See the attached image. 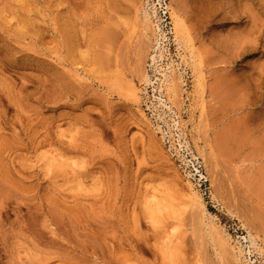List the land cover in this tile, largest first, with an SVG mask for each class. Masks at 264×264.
Wrapping results in <instances>:
<instances>
[{
  "label": "rangeland",
  "instance_id": "obj_1",
  "mask_svg": "<svg viewBox=\"0 0 264 264\" xmlns=\"http://www.w3.org/2000/svg\"><path fill=\"white\" fill-rule=\"evenodd\" d=\"M0 264H264V0H0Z\"/></svg>",
  "mask_w": 264,
  "mask_h": 264
},
{
  "label": "bare ground",
  "instance_id": "obj_2",
  "mask_svg": "<svg viewBox=\"0 0 264 264\" xmlns=\"http://www.w3.org/2000/svg\"><path fill=\"white\" fill-rule=\"evenodd\" d=\"M148 6V5H147ZM152 7H154V6H152ZM148 8V7H147ZM149 9V8H148ZM151 9V8H150ZM148 11V10H147ZM146 10H145V19H146V21H145V23H148L149 21H148V17L150 16V14L147 12ZM154 14V13H153Z\"/></svg>",
  "mask_w": 264,
  "mask_h": 264
}]
</instances>
